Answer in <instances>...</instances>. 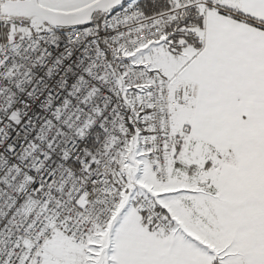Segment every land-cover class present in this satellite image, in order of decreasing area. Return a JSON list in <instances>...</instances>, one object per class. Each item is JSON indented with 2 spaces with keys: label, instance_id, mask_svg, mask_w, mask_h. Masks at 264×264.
Here are the masks:
<instances>
[{
  "label": "snow or ice",
  "instance_id": "1",
  "mask_svg": "<svg viewBox=\"0 0 264 264\" xmlns=\"http://www.w3.org/2000/svg\"><path fill=\"white\" fill-rule=\"evenodd\" d=\"M5 152L0 264H264V0H0Z\"/></svg>",
  "mask_w": 264,
  "mask_h": 264
},
{
  "label": "built area",
  "instance_id": "2",
  "mask_svg": "<svg viewBox=\"0 0 264 264\" xmlns=\"http://www.w3.org/2000/svg\"><path fill=\"white\" fill-rule=\"evenodd\" d=\"M26 123L24 128H18L15 130V133L9 132L8 138L12 141L13 145L21 144L23 145L27 141V137L29 135L28 132L25 131V129L30 128L31 121H28L27 118H25ZM22 151V148L19 150ZM15 160V157L11 154L5 152L3 157H0V164L6 163L7 165H11L13 161Z\"/></svg>",
  "mask_w": 264,
  "mask_h": 264
}]
</instances>
